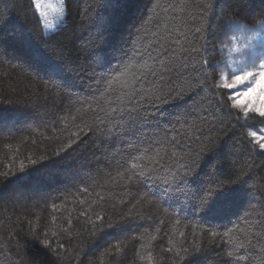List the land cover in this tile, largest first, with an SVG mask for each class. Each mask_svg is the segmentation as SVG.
Here are the masks:
<instances>
[{
	"label": "trees",
	"instance_id": "16d2710c",
	"mask_svg": "<svg viewBox=\"0 0 264 264\" xmlns=\"http://www.w3.org/2000/svg\"><path fill=\"white\" fill-rule=\"evenodd\" d=\"M263 26L264 0H0V264H264V124L228 66Z\"/></svg>",
	"mask_w": 264,
	"mask_h": 264
},
{
	"label": "snow or ice",
	"instance_id": "6c2138e0",
	"mask_svg": "<svg viewBox=\"0 0 264 264\" xmlns=\"http://www.w3.org/2000/svg\"><path fill=\"white\" fill-rule=\"evenodd\" d=\"M170 59H173L170 56ZM180 67H183V65H180ZM264 67V66H262ZM167 72H179V69L175 66L173 63L170 67H161V70L157 72V69L155 67H149L147 65L144 66L143 69H141L140 73L138 75H133L132 81L129 85L130 90L126 93L127 98L129 101L135 98L136 95V83L140 79H147V76H153L161 81H163L164 76ZM182 75V73H181ZM255 74L251 71L245 72L241 76L234 77L233 83H243L245 80H248L250 77H254ZM226 87H233V85H226ZM158 92H164L167 91V95H156L155 101H159L160 104H167L169 103V97L172 99H179V93H177L175 96H173L174 89H168L165 90L163 85H161L158 89ZM245 96V102L236 100V104L234 106H243L246 115L249 113H258L260 118H264V71H261L259 73V78L255 80V84L253 87L249 88L245 93H243ZM256 105H259L258 107ZM113 112L116 111V109L112 110ZM129 111H132V109H129ZM261 147H264V144L260 145Z\"/></svg>",
	"mask_w": 264,
	"mask_h": 264
},
{
	"label": "rangeland",
	"instance_id": "374dc122",
	"mask_svg": "<svg viewBox=\"0 0 264 264\" xmlns=\"http://www.w3.org/2000/svg\"><path fill=\"white\" fill-rule=\"evenodd\" d=\"M252 37H253L252 40L248 44H249L251 49H253V47L256 48V45L258 46V49L260 48L259 53L261 55L262 61L259 62V65H260L259 68L255 69V70H249L248 69V66L251 62L250 59H248V58H251L252 56L241 55L238 52L237 43H234L232 52L228 53L229 54L228 66L231 70L232 69L235 71L239 70L240 76L243 75L245 72H249V71H251L255 74L254 77H250L248 80L244 81L247 83V87H245V89L238 95V98H237L239 101L242 102V104H243V102H245V99H246L245 96L243 95V93H245L249 88L254 86L255 80L259 78V73L261 71H264V67H262V66H264V28L259 29V31H257V33H255V32L252 33ZM253 51H255V50H253ZM254 57L256 59L257 56L254 54ZM236 65L241 66V69L239 66H236ZM237 84H240V86L242 85L241 83H237ZM256 106L258 107L259 105H256ZM261 120L263 121L262 123L264 124V118H262ZM254 135H255V139L260 144H264V126L258 127V130L254 131Z\"/></svg>",
	"mask_w": 264,
	"mask_h": 264
}]
</instances>
